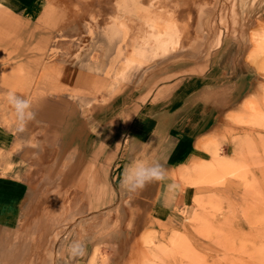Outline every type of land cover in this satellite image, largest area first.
I'll return each instance as SVG.
<instances>
[{"label":"rangeland","instance_id":"rangeland-1","mask_svg":"<svg viewBox=\"0 0 264 264\" xmlns=\"http://www.w3.org/2000/svg\"><path fill=\"white\" fill-rule=\"evenodd\" d=\"M40 11L0 24V125L13 136L0 174L53 169L18 229L0 227V264L51 259L53 245L34 247L47 237L54 254L62 239L91 244V263L264 264V0H43ZM51 61L86 62L94 87H46ZM9 91L37 110L23 133ZM159 92L178 93L172 107L193 93L214 112L207 129L193 122L191 159L158 182L162 195L136 201L111 186L107 151ZM173 183L186 190L180 205Z\"/></svg>","mask_w":264,"mask_h":264},{"label":"crops","instance_id":"crops-1","mask_svg":"<svg viewBox=\"0 0 264 264\" xmlns=\"http://www.w3.org/2000/svg\"><path fill=\"white\" fill-rule=\"evenodd\" d=\"M42 2L43 0H0L1 10L10 17L0 18V24L4 23L3 19L11 23L16 22L17 24L19 22L21 24L29 22L31 16L41 12ZM84 65H87L86 62L76 64L67 61H51L43 70L40 83L51 88L62 86L63 88L69 87L79 90L92 89L97 81V75L96 72L90 70L88 67V70H85ZM189 81L194 82L193 79ZM185 82H181L179 85L180 88L177 90H185L186 85H182ZM177 94V92H173V95L168 97L165 93L159 92L154 97L149 98L132 116L127 127V132L123 135L124 142L119 147L117 143H114L109 151H107L111 154L108 159L110 165L109 170L111 171L109 182L118 193L121 190L119 188L120 178L124 167L133 160L160 161L165 164L167 173L173 169L174 165L175 167H181L183 164L189 163L193 145L199 138L191 130L193 128V122H199L200 120L199 130L207 129L211 126L210 122L214 110L212 105L208 104V99L199 96L192 97L193 93L183 97L179 106L172 107V104L174 103L175 105V101L178 99ZM186 99L192 101L191 108H183ZM35 112L37 113V110ZM202 122L204 126L201 125ZM73 129H75V125H69L67 133L71 134ZM12 138L13 136L0 125L1 150L5 151L7 143H11L9 139ZM2 146L4 147L3 149ZM4 163L0 162V165L3 166L5 165ZM52 169L53 167H50L46 163L43 167L37 165L31 167L28 173L25 169L19 168V172H14L13 176L7 173L0 174V227L3 226L5 229H18L14 224L11 226V223H16L18 218L24 216L26 211H24L22 206L25 201H28V195H31L34 188L38 187L39 182L40 187L49 185L50 181L48 179L50 174L48 170ZM36 170H39L41 173L36 172ZM43 170L46 172H42ZM37 174H40L41 178L47 177V181H39L38 177H36ZM64 179H68V177H63L62 175V180L64 181ZM163 184L165 185V183H152L155 186L152 192L149 184L143 191L137 193L140 197L134 198V200H140L142 202L156 201L157 196L162 195L158 185L162 186ZM36 191L38 192V190ZM122 193L125 194L126 191ZM49 198L46 197L45 200L48 201ZM185 200L186 190L184 189L177 190L172 197L173 204L179 203L180 205ZM41 239L34 246L37 249L41 246L43 247L45 242L48 247L50 244L54 247L56 243L53 244L52 241L50 242L48 237ZM62 243L61 249L56 254H54V248L52 247L53 254L51 259H45L39 262L37 259L35 264H100L97 261L91 263V244L89 245L85 242L86 254L73 258L67 252V247L71 243L69 242V238L62 239Z\"/></svg>","mask_w":264,"mask_h":264},{"label":"clouds","instance_id":"clouds-1","mask_svg":"<svg viewBox=\"0 0 264 264\" xmlns=\"http://www.w3.org/2000/svg\"><path fill=\"white\" fill-rule=\"evenodd\" d=\"M88 70L87 65L83 66ZM6 99L14 110L17 131L23 133L26 131L30 122L36 120L37 113L33 110L32 102L14 91L7 93ZM168 179L167 168L160 161L133 160L124 167V171L120 178V187L129 193H139L143 191L149 184L163 182ZM177 185L169 184L170 193L175 194ZM170 203L165 200V206ZM68 255L77 258L86 254V246L79 240L72 241L67 247Z\"/></svg>","mask_w":264,"mask_h":264}]
</instances>
